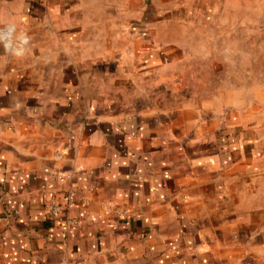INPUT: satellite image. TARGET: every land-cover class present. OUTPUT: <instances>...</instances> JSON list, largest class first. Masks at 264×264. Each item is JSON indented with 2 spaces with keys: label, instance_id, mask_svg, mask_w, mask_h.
I'll list each match as a JSON object with an SVG mask.
<instances>
[{
  "label": "crops",
  "instance_id": "crops-1",
  "mask_svg": "<svg viewBox=\"0 0 264 264\" xmlns=\"http://www.w3.org/2000/svg\"><path fill=\"white\" fill-rule=\"evenodd\" d=\"M4 25L0 264H264V0H0Z\"/></svg>",
  "mask_w": 264,
  "mask_h": 264
},
{
  "label": "built area",
  "instance_id": "built-area-1",
  "mask_svg": "<svg viewBox=\"0 0 264 264\" xmlns=\"http://www.w3.org/2000/svg\"><path fill=\"white\" fill-rule=\"evenodd\" d=\"M26 39L24 35L19 34V32L13 25H4L0 27V43H2L8 51L18 49V47L25 45L27 43ZM74 197V193H69L65 200L69 205H72L74 202ZM59 211L60 205L52 204V207L49 211V215L51 217H54ZM116 213L122 216L127 215V211L117 210Z\"/></svg>",
  "mask_w": 264,
  "mask_h": 264
},
{
  "label": "rangeland",
  "instance_id": "rangeland-1",
  "mask_svg": "<svg viewBox=\"0 0 264 264\" xmlns=\"http://www.w3.org/2000/svg\"><path fill=\"white\" fill-rule=\"evenodd\" d=\"M263 63H264V58H263Z\"/></svg>",
  "mask_w": 264,
  "mask_h": 264
}]
</instances>
